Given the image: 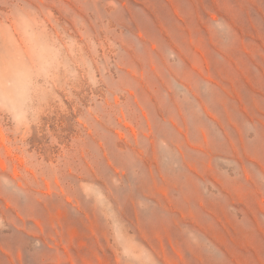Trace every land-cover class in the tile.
<instances>
[{
    "label": "rangeland",
    "instance_id": "1",
    "mask_svg": "<svg viewBox=\"0 0 264 264\" xmlns=\"http://www.w3.org/2000/svg\"><path fill=\"white\" fill-rule=\"evenodd\" d=\"M219 53L264 71V0H0V264H264V217H206L204 172L190 207L150 159L188 143L144 77Z\"/></svg>",
    "mask_w": 264,
    "mask_h": 264
},
{
    "label": "crops",
    "instance_id": "2",
    "mask_svg": "<svg viewBox=\"0 0 264 264\" xmlns=\"http://www.w3.org/2000/svg\"><path fill=\"white\" fill-rule=\"evenodd\" d=\"M245 58L256 61L255 55H205V78L184 79L172 70L153 72L143 81L156 107L164 106L162 120L172 133L163 139L190 145L172 151L178 156L170 155L163 163L155 152L150 159L161 161L157 167L164 172L194 175V179L189 177L190 207L198 199L197 174L204 172L206 217H264V71L255 65L248 72L243 70L240 63ZM182 80L187 90L183 101L176 90ZM199 85L205 87L200 100ZM197 110L204 122L189 124L182 111ZM198 142L205 148L200 152L205 156L204 169L199 166ZM231 163L235 169L227 167Z\"/></svg>",
    "mask_w": 264,
    "mask_h": 264
}]
</instances>
